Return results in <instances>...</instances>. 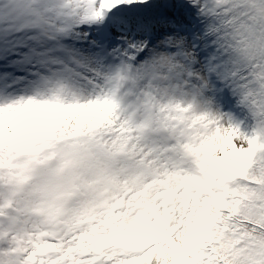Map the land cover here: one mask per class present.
Here are the masks:
<instances>
[{"label": "snow or ice", "instance_id": "6c2138e0", "mask_svg": "<svg viewBox=\"0 0 264 264\" xmlns=\"http://www.w3.org/2000/svg\"><path fill=\"white\" fill-rule=\"evenodd\" d=\"M0 264H264V0H0Z\"/></svg>", "mask_w": 264, "mask_h": 264}]
</instances>
